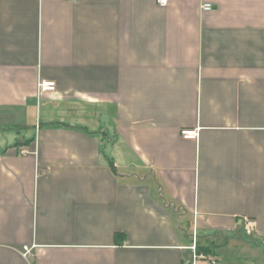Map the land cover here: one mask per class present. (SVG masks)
<instances>
[{
    "label": "crops",
    "instance_id": "1",
    "mask_svg": "<svg viewBox=\"0 0 264 264\" xmlns=\"http://www.w3.org/2000/svg\"><path fill=\"white\" fill-rule=\"evenodd\" d=\"M0 264H264V0H0Z\"/></svg>",
    "mask_w": 264,
    "mask_h": 264
},
{
    "label": "built area",
    "instance_id": "2",
    "mask_svg": "<svg viewBox=\"0 0 264 264\" xmlns=\"http://www.w3.org/2000/svg\"><path fill=\"white\" fill-rule=\"evenodd\" d=\"M170 0H157L158 4L161 6H165L169 3ZM203 10H211L213 9V4L211 3H205L202 6ZM39 89L42 92L45 91H55L57 89V83L53 80H41L39 82ZM182 136L184 138H196L198 136V130L197 129H184L182 130ZM255 221L251 218L247 219L246 221V232L248 234H251L254 228ZM193 239V250L196 251L197 249V242H198V233L195 230L192 234ZM30 253L29 248H25L24 255H28Z\"/></svg>",
    "mask_w": 264,
    "mask_h": 264
},
{
    "label": "trees",
    "instance_id": "3",
    "mask_svg": "<svg viewBox=\"0 0 264 264\" xmlns=\"http://www.w3.org/2000/svg\"><path fill=\"white\" fill-rule=\"evenodd\" d=\"M112 163H113V162H112ZM211 248H212V246L209 247V246H202V245H200L199 243L197 244V251H198L199 253H206V254H208V253H210V251L212 250Z\"/></svg>",
    "mask_w": 264,
    "mask_h": 264
},
{
    "label": "rangeland",
    "instance_id": "4",
    "mask_svg": "<svg viewBox=\"0 0 264 264\" xmlns=\"http://www.w3.org/2000/svg\"><path fill=\"white\" fill-rule=\"evenodd\" d=\"M191 234H193V230H192V228H191ZM191 237V236H190ZM191 240H190V242L192 243V237L190 238ZM198 239H199V236H198Z\"/></svg>",
    "mask_w": 264,
    "mask_h": 264
}]
</instances>
